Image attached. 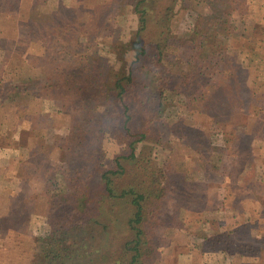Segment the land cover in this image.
<instances>
[{
  "label": "rangeland",
  "instance_id": "1",
  "mask_svg": "<svg viewBox=\"0 0 264 264\" xmlns=\"http://www.w3.org/2000/svg\"><path fill=\"white\" fill-rule=\"evenodd\" d=\"M119 2L123 0H0V164H6L1 165L4 167L0 168V176H18V181L11 183L0 179V264H37L43 254L39 238L49 236L63 243L69 239L68 227L50 220L49 195L69 192L63 181L67 163L61 154L69 145L66 138L71 132H81L86 127V115L78 107L87 93L78 87L66 96L40 91L45 84H52V78L50 72L37 67V57L43 56L48 45L58 52L65 49L64 54L70 50L76 55H103L114 67L116 79L124 78L137 55V49L130 44L140 19L130 4ZM154 7L153 12L158 7L160 14L171 16L167 27H163L165 21L162 24L152 17L153 23L159 24L148 33L154 46L160 41L171 44L180 40L163 54L167 62L169 54L168 68L176 76L168 92L179 93L160 115L159 107L147 102L132 112L129 126L135 134L133 140H140L136 143L137 160L130 165L133 172L127 177L111 175L114 191L121 193L130 186L139 189L134 179L138 171L143 175V167L148 178L162 175L168 178V185L177 188L172 205L168 204L165 223L155 230L163 240V248L154 263L147 264H175L179 242L189 241L187 246L194 248L197 239L204 241L196 250L217 249L228 256L229 264H254L255 246L244 243L248 230L243 228V214L241 218L213 221V215L205 211L207 200L214 206L221 205L220 189L227 175L232 176L230 184L237 192V201L229 205L241 209L238 194L244 196L252 189L255 174L264 172V166H259V161L264 160V0H235L233 13L217 30L227 42L217 59L220 73L214 83H201L199 87L198 82L183 77L193 63L186 46L188 39L197 34L194 29L199 18L210 9L201 0H155ZM225 14L219 12L224 19ZM99 20L103 24L98 26L101 33L95 27ZM213 21L210 19L212 25ZM87 22H94V29H87ZM248 29L252 39L245 34ZM150 53L159 54L157 48ZM34 75L39 76L35 89L16 94L13 85ZM140 84L157 88L159 76L145 69ZM234 89L241 92L240 106L239 98L232 94ZM221 102H228V107ZM95 107L86 114L102 117L108 109L101 102ZM103 119L108 127L101 141L102 170L92 175L83 200L87 210L84 214L89 215L87 220H103L102 212L107 213L110 224L119 228L115 214L128 219L133 212L132 196L117 206V200L106 195L101 175L114 168L116 156L127 145L110 134L116 128L111 120ZM22 156L27 157L24 162L20 160ZM139 160L144 162L140 168L133 166ZM9 188L19 190L20 196H10L6 193ZM102 201L110 202L109 206H103ZM125 232L124 229L123 236ZM121 234L115 232L102 252L68 264H117L114 261L124 246ZM194 263L201 264L199 260Z\"/></svg>",
  "mask_w": 264,
  "mask_h": 264
},
{
  "label": "trees",
  "instance_id": "2",
  "mask_svg": "<svg viewBox=\"0 0 264 264\" xmlns=\"http://www.w3.org/2000/svg\"><path fill=\"white\" fill-rule=\"evenodd\" d=\"M123 2H119V4H130L140 19L139 28L133 31L132 38L134 40L130 44L132 48L137 49V55L124 78L116 79L114 67L110 64L109 58L103 55H76L70 50L64 54L65 49L58 52L55 47L48 45L43 56L37 57L39 62L37 67H40V70L45 73L50 72L52 78V84H45L44 87H40V91L45 89L56 94V96H66L69 91L78 87L87 93L78 107L80 112L83 111L86 115V118L84 117L86 127L81 132L79 131L80 133L71 132V135L66 138L69 145L63 148L61 154L63 161L67 163V170L63 173V181L66 182V188L69 192L49 195L50 220L58 225L68 227L70 236L66 243L49 236L39 238L38 240L42 242L43 254L37 264H68L69 261L100 253L106 249L107 240H110L111 236L118 231L122 232L121 239L124 241V246L119 251L120 255L116 256L114 263H154L158 253L163 248V240L156 235L155 230L157 226L165 223V214L169 210L168 204L172 205V197L177 188L168 185V178L162 175L155 179L148 178L144 174L146 168L143 167L141 169L143 175L140 176L138 171L136 172L138 175L134 179L139 189L130 186L127 190L116 193L111 175L122 174L127 177L133 172L130 165L137 160L135 159L136 143L140 140H133L135 134L129 126L132 112L139 105L147 102L151 106L159 107L157 113L160 115L168 105V101L179 93L176 90V92L174 90L168 92L171 87L170 83L174 81L176 76L168 68L169 54L167 56L168 62L163 58V54L171 45L177 46V42L180 40L176 39L171 44H162L160 41L156 42L157 45L154 46L153 40L148 34L150 28L159 25L157 22L163 24L164 21L166 24L163 27H167L171 16L160 14L158 7L153 12L155 0H123ZM201 2L206 3L211 12L199 18L198 26L194 29L197 34L195 33L194 38L188 39L186 47L190 51V58L193 63L192 67L187 70V74L183 76L191 82H198V87L201 83L204 86L214 83L216 76L220 73L216 68L219 65L217 59L222 55L221 52L227 42L225 38H220L221 34L217 30L225 26L226 18H229L233 13L231 7L235 0H201ZM219 12L226 13L225 19L222 18L223 14L219 16ZM153 16H156L159 21L153 23ZM213 18L216 22L213 21ZM210 19L213 21V25L210 23ZM93 23L87 22V29H94ZM100 25H103L101 21H96L95 27L101 33L98 28ZM225 33L222 35L225 36ZM155 48L159 54L150 53ZM205 61L206 63L211 62V67L204 66ZM145 69H149L159 76L157 88L141 86L140 77ZM38 77L34 75L32 78L13 85L16 94L32 92L35 89L34 86H37ZM186 79H182V81ZM239 93L241 92L238 90L236 92L234 89L232 94L239 98L237 102L240 106ZM100 102L108 108L102 117L110 119L112 125L116 127L115 132L112 130L110 134L119 142L127 145V149L116 156L113 163L114 168L103 172L101 175L102 179L105 180L106 195L114 202L117 200V206L127 203L125 201L127 196H132L133 212L128 219L125 220L119 214H115V222L121 225L119 228H114L110 224L107 213L102 212L105 218H102L103 220L98 218L87 220L86 216L89 217V215L84 214V211L87 213V210L83 200L87 197L92 175L102 170L101 164H103L104 153H101V141L107 134L106 129L108 127L101 116L96 115V113L89 115L86 113L89 109H96L95 106ZM93 104L94 107H92ZM220 105L228 107V102L227 104L221 102ZM85 156L87 158H84ZM141 162L144 163L139 160L133 166L140 168ZM152 187L153 190H149ZM109 203L102 201L101 204L107 207ZM110 211H114V204ZM124 229L126 230L125 237L123 236ZM119 241L120 239H118V243ZM110 242L108 241V244ZM117 245L115 247L118 249L120 246ZM108 257L110 256L107 255L106 258Z\"/></svg>",
  "mask_w": 264,
  "mask_h": 264
},
{
  "label": "crops",
  "instance_id": "3",
  "mask_svg": "<svg viewBox=\"0 0 264 264\" xmlns=\"http://www.w3.org/2000/svg\"><path fill=\"white\" fill-rule=\"evenodd\" d=\"M245 34H248L247 37L249 36L252 39V35L249 29L247 30V32H245ZM22 157L23 158H20V160L24 162L27 159V157L26 158L25 156H22ZM3 164L6 165L3 162L0 164V166ZM259 166H261V168L264 166V160L259 161ZM2 167L4 166H1L0 168ZM262 169H264V167ZM6 170L7 168L5 167L3 169V172H5ZM9 177L10 178L5 179V178H1L0 176V179L1 181L7 182V183L18 181L17 175L9 176ZM223 179H225L226 182L222 185V188L220 189L221 193L219 195V199L222 200L221 205L214 206V204L212 205L213 203L212 201L207 200L206 202L208 204V208L205 212L211 213L213 215L211 218L213 221L224 220L225 218L230 220V219H233L234 217L241 218V215L243 214L242 218L244 221L242 222L246 223V225L243 226V228H246L248 230L247 236L244 237V243L255 246V251L253 252V255L255 257V260H253L254 264H260L259 262H261V264H264L263 263L264 254L262 253L264 252V209H262L264 207V172L255 174V177L252 181L253 187L251 190L246 191L244 196H240L238 194V199H240L238 200V202L241 207V209L239 210L232 208L229 205L230 201H233V202L237 201L235 200L237 197V192L231 187V184H230L232 176L227 175ZM4 188L6 189L5 186ZM5 191L6 190H4L3 192ZM18 191L19 190H14V189L9 188L6 191V193H9L10 196H14V195L20 196V193ZM260 215H263V217ZM227 223H229V221H226V224ZM224 228L225 227L223 225V227H221V230H224ZM203 241L204 240L197 239V245L193 246L194 248H190L187 246L189 241H186L183 244H181V241H180L179 242V254L178 256L176 255L175 264H195L194 260H199L201 264H229L228 256L225 253L217 249H213L215 251H210L208 249L207 250L206 249L196 250V247L200 246V244ZM181 245L182 247H184L183 252L180 251ZM262 245L263 247H261ZM192 261L193 263H191Z\"/></svg>",
  "mask_w": 264,
  "mask_h": 264
}]
</instances>
